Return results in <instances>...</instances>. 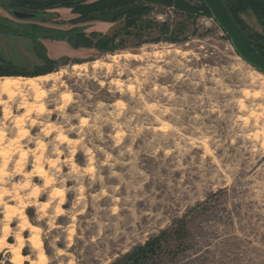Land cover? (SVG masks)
<instances>
[{
	"label": "rangeland",
	"instance_id": "rangeland-1",
	"mask_svg": "<svg viewBox=\"0 0 264 264\" xmlns=\"http://www.w3.org/2000/svg\"><path fill=\"white\" fill-rule=\"evenodd\" d=\"M71 1L0 0V77L51 75L0 91V264H133L187 211L182 246L143 264H264V73L199 0L148 3L132 25ZM237 18L264 34L253 10Z\"/></svg>",
	"mask_w": 264,
	"mask_h": 264
},
{
	"label": "trees",
	"instance_id": "trees-1",
	"mask_svg": "<svg viewBox=\"0 0 264 264\" xmlns=\"http://www.w3.org/2000/svg\"><path fill=\"white\" fill-rule=\"evenodd\" d=\"M9 3V5L17 8H30L33 10H41L45 8H51L61 0H5ZM199 6H189L193 11L201 8L208 11V7L204 4L202 0H199ZM228 11L235 19L237 24L240 26L241 30L244 34L251 40V42L256 45L257 43L261 44L262 47L259 53L264 56V34L258 32H252L247 30L237 18V14L245 9L253 10L258 18H264V0H223ZM173 0H97L94 2H88V0H72L70 3H65L73 6V12L78 15V19L91 17L93 19H99L94 15L96 13H107L110 11H115L122 9L123 12L120 13L117 17L122 15H127L129 17V23L132 25L138 20L145 12H147L150 8L146 5L148 3H166L170 4ZM176 4L179 6H183L181 1H177ZM164 30L168 32V27H165ZM166 32V33H167ZM228 39L230 37L228 36ZM171 42H176V38H171ZM5 66V65H4ZM4 74H18L19 71L15 69H10L8 66L4 68ZM259 70V69H258ZM261 71V70H259ZM262 72V71H261ZM36 73V72H33ZM263 73V72H262ZM31 74V73H29ZM188 211L184 213L181 218L176 219L173 224L162 230L158 236L149 238L144 245H139L134 248L133 253H127L125 257H133V264H143L144 260H147L148 254L157 255L159 252H162V248H165V245L171 247L173 244H170V240L178 241V248L182 246V239L187 235V215ZM143 259V260H142Z\"/></svg>",
	"mask_w": 264,
	"mask_h": 264
},
{
	"label": "water",
	"instance_id": "water-1",
	"mask_svg": "<svg viewBox=\"0 0 264 264\" xmlns=\"http://www.w3.org/2000/svg\"><path fill=\"white\" fill-rule=\"evenodd\" d=\"M211 11L213 17L217 20L220 26L230 37L233 46L237 52L248 63L261 70L264 73V56L257 52L251 40L244 34L240 26L228 11L223 0H202ZM123 10H115L107 13H96L94 16L103 21L114 20ZM20 16H25L23 13H18Z\"/></svg>",
	"mask_w": 264,
	"mask_h": 264
},
{
	"label": "bare ground",
	"instance_id": "bare-ground-1",
	"mask_svg": "<svg viewBox=\"0 0 264 264\" xmlns=\"http://www.w3.org/2000/svg\"><path fill=\"white\" fill-rule=\"evenodd\" d=\"M96 65V63H95ZM81 65H74V68H80ZM261 79H264L262 74H258ZM51 75H44V76H36V77H24V76H5L0 77V91L6 93V94H13L15 91L19 90L23 86H29L33 87L34 89H39V82L48 81L51 77ZM21 218L25 223H27L29 226L35 227L28 221L27 216L22 213ZM13 251V249H11ZM15 252V250H14ZM44 255V253H42ZM23 254L21 251L15 252V261L16 264H23Z\"/></svg>",
	"mask_w": 264,
	"mask_h": 264
},
{
	"label": "crops",
	"instance_id": "crops-1",
	"mask_svg": "<svg viewBox=\"0 0 264 264\" xmlns=\"http://www.w3.org/2000/svg\"><path fill=\"white\" fill-rule=\"evenodd\" d=\"M2 39H3V37H2ZM1 40V39H0Z\"/></svg>",
	"mask_w": 264,
	"mask_h": 264
},
{
	"label": "flooded vegetation",
	"instance_id": "flooded-vegetation-1",
	"mask_svg": "<svg viewBox=\"0 0 264 264\" xmlns=\"http://www.w3.org/2000/svg\"><path fill=\"white\" fill-rule=\"evenodd\" d=\"M16 12H19V11H16Z\"/></svg>",
	"mask_w": 264,
	"mask_h": 264
}]
</instances>
